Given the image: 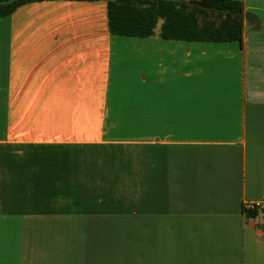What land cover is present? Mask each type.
Here are the masks:
<instances>
[{
  "label": "crops",
  "instance_id": "0c3cea01",
  "mask_svg": "<svg viewBox=\"0 0 264 264\" xmlns=\"http://www.w3.org/2000/svg\"><path fill=\"white\" fill-rule=\"evenodd\" d=\"M240 1V42L111 34L106 0L0 18V264H264L243 208L264 198V0Z\"/></svg>",
  "mask_w": 264,
  "mask_h": 264
},
{
  "label": "trees",
  "instance_id": "16d2710c",
  "mask_svg": "<svg viewBox=\"0 0 264 264\" xmlns=\"http://www.w3.org/2000/svg\"><path fill=\"white\" fill-rule=\"evenodd\" d=\"M42 0H0V18ZM111 34L192 41H241L240 0H106ZM247 214L254 211L246 210Z\"/></svg>",
  "mask_w": 264,
  "mask_h": 264
},
{
  "label": "rangeland",
  "instance_id": "374dc122",
  "mask_svg": "<svg viewBox=\"0 0 264 264\" xmlns=\"http://www.w3.org/2000/svg\"><path fill=\"white\" fill-rule=\"evenodd\" d=\"M106 236L108 240H111L112 244L109 246L110 249L108 252L117 254L120 256L130 255V239H131V230L130 228L124 229H107ZM122 256V258H123Z\"/></svg>",
  "mask_w": 264,
  "mask_h": 264
},
{
  "label": "built area",
  "instance_id": "2783aa9c",
  "mask_svg": "<svg viewBox=\"0 0 264 264\" xmlns=\"http://www.w3.org/2000/svg\"><path fill=\"white\" fill-rule=\"evenodd\" d=\"M243 208L251 211H264V198L257 201L245 202Z\"/></svg>",
  "mask_w": 264,
  "mask_h": 264
},
{
  "label": "water",
  "instance_id": "95a60500",
  "mask_svg": "<svg viewBox=\"0 0 264 264\" xmlns=\"http://www.w3.org/2000/svg\"><path fill=\"white\" fill-rule=\"evenodd\" d=\"M244 19L249 25L255 24L256 20H257L256 15L252 12H249V11H246L244 13Z\"/></svg>",
  "mask_w": 264,
  "mask_h": 264
}]
</instances>
